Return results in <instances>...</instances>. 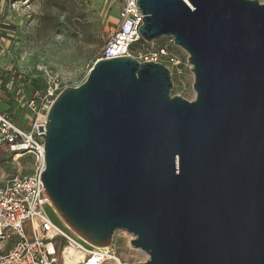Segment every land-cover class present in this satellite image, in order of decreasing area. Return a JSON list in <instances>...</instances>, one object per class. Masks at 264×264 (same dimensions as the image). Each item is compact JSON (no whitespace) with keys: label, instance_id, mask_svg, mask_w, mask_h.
Instances as JSON below:
<instances>
[{"label":"water","instance_id":"1","mask_svg":"<svg viewBox=\"0 0 264 264\" xmlns=\"http://www.w3.org/2000/svg\"><path fill=\"white\" fill-rule=\"evenodd\" d=\"M136 3L144 40L189 53L197 96L171 95L161 62L97 60L38 126L44 189L92 245L133 234L139 264H264V3Z\"/></svg>","mask_w":264,"mask_h":264},{"label":"rangeland","instance_id":"2","mask_svg":"<svg viewBox=\"0 0 264 264\" xmlns=\"http://www.w3.org/2000/svg\"><path fill=\"white\" fill-rule=\"evenodd\" d=\"M264 3V0H259ZM118 6L110 0H0V65L9 76L23 85L25 93L31 89L43 91L47 85L57 83L61 88L78 86L86 79L93 64L111 37L118 21ZM155 44L168 45L173 60L162 59L171 71V95H181L194 100V73L189 63V53L169 43L166 36ZM18 83V84H19ZM9 103L3 98L2 105ZM31 119L26 108L16 116L20 125L29 128ZM21 170L30 174L35 163L22 156ZM17 171L20 166L14 156L0 149V169ZM48 215L66 233L70 227L53 204ZM126 230H116L110 251L117 253L121 264L144 263L147 252L134 247ZM87 248H90L85 243Z\"/></svg>","mask_w":264,"mask_h":264},{"label":"built area","instance_id":"3","mask_svg":"<svg viewBox=\"0 0 264 264\" xmlns=\"http://www.w3.org/2000/svg\"><path fill=\"white\" fill-rule=\"evenodd\" d=\"M138 0H110L118 6L116 27L102 49L99 59L130 55L138 61L174 59L168 45L147 42L140 34L144 23ZM175 44L173 36H166ZM96 60V61H97ZM0 65V100L7 96L10 108L0 110V149L14 156L20 166L17 171L0 169V264H106L109 253L89 252L82 258L87 242L72 229L66 233L48 215L52 205L44 189L41 174L45 170V146L42 141L48 111L63 90L51 83L41 91L31 89L25 93L22 84ZM26 108L31 119L29 128L20 125L16 116ZM37 135L35 134V132ZM35 163L30 174L21 170L22 156ZM18 157V158H16ZM79 259V260H78Z\"/></svg>","mask_w":264,"mask_h":264},{"label":"bare ground","instance_id":"4","mask_svg":"<svg viewBox=\"0 0 264 264\" xmlns=\"http://www.w3.org/2000/svg\"><path fill=\"white\" fill-rule=\"evenodd\" d=\"M16 158H18V157H16ZM134 235H132V236H130L131 237V239H133L134 237H133ZM88 245H89V247L90 248H87V247H85V249L82 251V258H84V256L87 254V253H89V252H99V251H101V252H104V253H109L110 252V248L109 247H107V246H94V245H92L91 243H88ZM109 257L107 258V261H106V264H121V260H120V258H119V256L117 255V253H109ZM79 260V259H78Z\"/></svg>","mask_w":264,"mask_h":264},{"label":"crops","instance_id":"5","mask_svg":"<svg viewBox=\"0 0 264 264\" xmlns=\"http://www.w3.org/2000/svg\"><path fill=\"white\" fill-rule=\"evenodd\" d=\"M4 100L7 101L8 103L12 102L10 100H7V96L4 98ZM13 105H14V103H13ZM2 108H3L2 110L8 109V108H10V105H8L7 103H4V105H2Z\"/></svg>","mask_w":264,"mask_h":264}]
</instances>
